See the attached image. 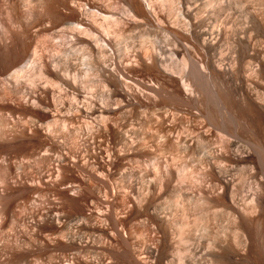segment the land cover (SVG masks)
<instances>
[{"label": "bare ground", "instance_id": "bare-ground-1", "mask_svg": "<svg viewBox=\"0 0 264 264\" xmlns=\"http://www.w3.org/2000/svg\"><path fill=\"white\" fill-rule=\"evenodd\" d=\"M201 1L0 0V264H264V0Z\"/></svg>", "mask_w": 264, "mask_h": 264}, {"label": "rangeland", "instance_id": "rangeland-1", "mask_svg": "<svg viewBox=\"0 0 264 264\" xmlns=\"http://www.w3.org/2000/svg\"><path fill=\"white\" fill-rule=\"evenodd\" d=\"M153 1V2H152ZM193 4H195V5H197V6H200L201 7V0H190ZM151 2L152 3H156L155 5H159V7H160V9H163V7H162V3H165V0H151ZM113 6H116V5H113ZM114 8H116V7H113V8H111V11H113L112 9H114ZM114 11H115V9H114ZM117 11V10H116ZM134 33V32H133ZM132 34V33H131ZM53 42L54 43H59V40L58 39H53ZM157 43V44H156ZM155 44V45H154ZM168 44V41H167V39L164 37V36H160L158 39H154V41H153V47H156L157 45V47H162V46H166ZM156 47V48H157ZM193 51V53H194V55L196 56V57H200L199 56V52H197L195 49H193L192 50ZM197 52V53H196ZM141 80H143L144 82H146V83H153V81L150 79V78H148V77H146L145 79L144 78H142ZM133 86H135V84H133ZM96 105H98L99 104V102H96L95 103ZM167 111H172V110H169V109H167ZM174 111V110H173ZM140 113H142V114H140ZM138 112V113H133V114H131V115H129V116H127V118H125V119H127V120H125L124 119V121H123V125H125L124 126V131L126 132V134L128 135V136H132V133H136V132H138V131H142V130H146V134L147 135H150V133H151V136H152V138H151V140L149 139V141H151V142H149V151H150V153L151 154H158L157 152V147H156V144L158 143L157 141H159L161 138H159V136H161V134H158L157 132L158 131H156L157 130V127L156 126H154V128H152V127H150L148 130H147V127H146V125L144 124V118H143V116L145 117L147 114L145 113V115H144V113L143 112ZM171 113H174L175 114V112H171ZM137 114V115H136ZM177 115H180L179 113L177 114ZM184 115V116H183ZM183 115H182V117H184V118H182V122H185L184 124L185 125H183L184 127L186 126V124H188L189 123V125H190V121H191V119H192V117L190 116V114L188 113H183ZM187 115V116H186ZM139 118H138V117ZM174 117H176V118H173V119H175L176 120V122H175V120H173L174 122H173V132H172V138L174 139V140H176V137L177 136H184V135H192V133L190 134L189 132H186V131H189L190 129H189V125L188 126H186L187 127V129H189V130H185L186 129V127L184 128L183 126H181V124L179 123V119L177 118L178 116H176V115H174ZM141 118V119H140ZM188 118H190V119H188ZM184 119H185V121H184ZM140 120V121H139ZM142 120V121H141ZM178 120V121H177ZM189 120V121H188ZM187 121V122H186ZM177 123V124H176ZM141 125H143V127L141 126ZM175 125H177V126H175ZM175 126V127H174ZM184 128V130H185V132L184 131H182L183 130V128ZM156 128V129H155ZM175 129H176V131H175ZM130 130H132V132L130 131ZM135 130V131H134ZM138 130V131H137ZM151 130L152 131H155V132H151ZM144 131H142V132H144ZM149 132V133H148ZM184 132V133H183ZM218 132V131H217ZM129 133V134H128ZM154 133H156V134H154ZM185 133H187V134H185ZM174 134V135H173ZM181 134H183V135H181ZM157 135L158 136V138L156 139V138H154L155 136ZM184 137H187V136H184ZM187 138H189V137H187ZM152 139H153V141H152ZM155 141V142H154ZM153 143V144H152ZM155 147V148H154ZM155 151V152H154ZM173 152L172 153H175V148H173V150H172ZM168 155V154H167ZM126 164H129V165H131V166H126ZM133 165L130 163V162H125V167H123L122 168V171L123 172H126V171H128L129 169H131V168H133L132 167ZM121 171V173H123ZM151 179V178H150ZM116 179H114V180H112V181H109L110 182V184H113V185H116V182H117V180H116V182H114ZM115 183V184H114ZM161 200H159L160 202H162V201H164V199H166V197H163V199L162 198H160Z\"/></svg>", "mask_w": 264, "mask_h": 264}]
</instances>
